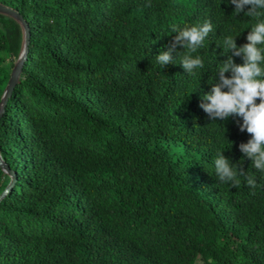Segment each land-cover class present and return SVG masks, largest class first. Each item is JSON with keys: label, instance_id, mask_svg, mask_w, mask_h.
I'll list each match as a JSON object with an SVG mask.
<instances>
[{"label": "trees", "instance_id": "obj_1", "mask_svg": "<svg viewBox=\"0 0 264 264\" xmlns=\"http://www.w3.org/2000/svg\"><path fill=\"white\" fill-rule=\"evenodd\" d=\"M0 3L29 31L0 113L14 175L0 197V264H264V172L239 148L251 134L242 117L210 121L199 106L227 59L219 47L239 33L248 43L255 18L227 0ZM205 21L213 31L192 53L204 67L190 75L176 53L161 67L172 26ZM22 41L0 13V94ZM218 152L243 160L256 187L220 181ZM8 181L0 168V193Z\"/></svg>", "mask_w": 264, "mask_h": 264}, {"label": "clouds", "instance_id": "obj_2", "mask_svg": "<svg viewBox=\"0 0 264 264\" xmlns=\"http://www.w3.org/2000/svg\"><path fill=\"white\" fill-rule=\"evenodd\" d=\"M234 5L236 15L243 13L246 17H252L257 22L251 27L246 39L248 43L237 46L236 37H227L221 55H226L227 59L218 63L216 71L218 82L212 87L210 93L201 97L200 107L208 114L210 121H226L229 117L236 115L242 117L243 123L239 125L240 131L251 134V139L247 143L239 145L240 151L251 160V166L264 172V0H227ZM246 6H250L245 10ZM172 33H176L174 39L167 47V51H162L156 56L157 62L163 67L169 63H174L173 53L180 59V65L185 72L193 74L194 69L204 67L200 56H193L203 46V42L209 33L213 31L210 21H205L202 25L184 27L172 26ZM182 48V51L178 49ZM231 53V55H228ZM243 57L244 63L238 65L233 57ZM175 58V59H176ZM231 71L228 77L225 73ZM214 78V79H215ZM211 83V82H210ZM227 89L223 91L222 89ZM259 100V103H257ZM232 144V142H231ZM223 153V152H222ZM222 153H217L215 159L216 176L222 182H232L236 187L239 184L238 176H246L247 184L256 187V180L249 171L243 169V160L237 164H231Z\"/></svg>", "mask_w": 264, "mask_h": 264}, {"label": "water", "instance_id": "obj_3", "mask_svg": "<svg viewBox=\"0 0 264 264\" xmlns=\"http://www.w3.org/2000/svg\"><path fill=\"white\" fill-rule=\"evenodd\" d=\"M0 13L8 15V16L12 17L13 19H15L20 24L22 31H23L22 47H21L20 52H19L13 66H12V69L9 73V76H8L6 83H5V85L2 89V92L0 94V113H1V109H2V106L4 104V101H5L6 97L8 96L12 86L16 82V80L19 76V73L21 71L22 64L26 58V53H27V49H28L29 31H28L27 23L25 22L23 17L15 9L0 3ZM0 168L9 176V181H8L7 185L4 187V189L0 193V197H1L4 194V192H6L8 187L11 185L14 175L9 170V168L5 165V163L2 161L1 158H0Z\"/></svg>", "mask_w": 264, "mask_h": 264}]
</instances>
